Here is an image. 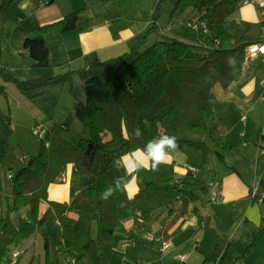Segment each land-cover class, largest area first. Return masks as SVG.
Here are the masks:
<instances>
[{
    "label": "trees",
    "instance_id": "trees-1",
    "mask_svg": "<svg viewBox=\"0 0 264 264\" xmlns=\"http://www.w3.org/2000/svg\"><path fill=\"white\" fill-rule=\"evenodd\" d=\"M158 0L151 14V27L141 36L132 50L118 57L96 60L88 67L55 74L49 62V47L45 36L76 27L80 9L63 19L45 25L32 22L30 35L24 39L23 48L30 62V77L19 79L0 69L4 81L15 83L24 91H33L51 84H73L79 76L87 92L85 103H80L76 114L87 129V134H76L66 140L62 127L56 124L47 128L37 155L26 160L12 174L13 210L18 212L28 207L26 216L16 224L10 216H0V264H9L14 247L32 242L29 264H37V246L40 229L50 215H57L61 231L57 236L54 253L75 256L81 263L89 257L94 264H105L101 242L93 237V223L102 224L113 234L121 220L138 218L150 220L152 214L164 207L178 195L187 196L193 203V212L200 217L198 201L208 195V184L196 179L194 182L178 180L174 163L161 164L158 171L140 170L128 176L121 167L117 170L113 161L122 154L143 149L151 129L159 125L162 135L172 136L179 131L201 130L206 132L216 146L231 151L234 146L224 142V137L211 127L215 118L216 96L213 87L220 83L229 87L243 72L246 49L260 38H251L248 29L231 32L227 28L228 18L243 0H176L173 13L184 12L189 7L199 9L200 29L193 31L196 41L161 34L159 24L163 3ZM18 0H3L0 13L13 8ZM204 25V26H203ZM158 38L147 47L149 36ZM71 57L81 55L71 50ZM235 58L234 68L228 59ZM71 91L74 93L73 87ZM0 92L6 86L0 83ZM140 135H126L125 126L129 117ZM177 147L192 145L191 140L178 139ZM219 160L222 157L217 152ZM7 152L0 148V167L6 162ZM74 163L76 168L95 177V182L78 192L71 202L48 199L49 186L57 182L66 165ZM130 182L135 178L137 193L130 199L127 192L117 190L107 200L101 194L110 186L115 187L116 178ZM2 179L0 169V192ZM48 205L41 211V202ZM259 203L264 221V198ZM44 237L45 263L50 262V240ZM248 246L240 256H232L228 250L226 236L218 237L217 243L201 264H213L225 260L237 262L253 249L256 242Z\"/></svg>",
    "mask_w": 264,
    "mask_h": 264
},
{
    "label": "crops",
    "instance_id": "crops-1",
    "mask_svg": "<svg viewBox=\"0 0 264 264\" xmlns=\"http://www.w3.org/2000/svg\"><path fill=\"white\" fill-rule=\"evenodd\" d=\"M141 1L143 0H18L12 11L14 20L0 18V69L5 68L6 72L8 70V73L19 79H28L31 74L30 59L23 48V42L31 34L32 22L40 25L49 24L79 9L74 29L45 36L53 72L61 74L68 70L88 67L96 60L118 57L132 50L138 39L152 25L153 9L149 8L146 16ZM2 4L3 0L0 6ZM230 23L233 25V29H229L231 32L247 28L251 38H260L264 28V6L255 5L251 0H243L228 18L227 28ZM171 36L187 42H194L197 39L195 34L184 31L181 27L172 31ZM71 50H79L81 55L71 57L69 54ZM263 80L264 62L254 58L244 63L241 77L229 87L225 88L220 83L213 87L216 96L215 118L211 120L210 125L224 137V142L232 143L234 149L225 151L222 147L216 146L206 132L193 130L196 131V140L186 139L191 140L193 144L180 147L193 149L192 153L189 150L185 152V163L182 167L178 168L173 154L171 161L168 159V163H174L178 180L194 182L198 179L209 186L218 181L220 194L215 198L211 193L201 196L197 203L200 217L193 212L192 201L187 196L178 195L169 200L164 207L156 210L148 221L138 218L119 221L114 233L107 232L108 236H104L105 239L94 235L93 223V237L101 242L105 264H121L126 259L121 256L124 254L120 250L123 248V242L127 238H132V244L126 251L131 253L144 240L142 236L146 232L160 238H170L172 260L184 264H201L212 252L220 236H226L229 240L230 254L240 256L254 242L257 232L253 249L237 264H264V221L260 205L254 202L252 197V188L255 184H259L260 189L264 190ZM0 83L7 87L4 81L0 80ZM132 126L129 127L127 121L126 135L133 134ZM153 129L146 138L148 142L153 139ZM182 132L187 131H179L172 136L177 137ZM178 139L180 138H176ZM217 152L220 153L222 161L219 160ZM189 167L197 170L190 171ZM94 182L93 175L86 174L78 170L74 163H69L58 181L49 186L48 199L71 202L78 192ZM128 189L131 196L137 193L135 178L129 182ZM47 205V201L43 200L41 211H44ZM52 215L56 216V222L59 224L57 215L54 212ZM42 228L40 232L49 236L50 234ZM60 231L61 227L58 235ZM152 246L153 248L156 246L161 252L169 249L162 250L158 243H153ZM21 251L24 254L27 252ZM45 252L40 250L39 255L45 256ZM49 254L52 264L57 257L65 259L62 255H55L52 247ZM180 254L186 255L185 261L179 258ZM42 257L38 264H46L45 258ZM172 260L170 263L165 257L157 258L152 254L148 257L147 263L141 262L175 264ZM83 263L94 264L89 257H85ZM213 264L228 262L218 260Z\"/></svg>",
    "mask_w": 264,
    "mask_h": 264
},
{
    "label": "rangeland",
    "instance_id": "rangeland-1",
    "mask_svg": "<svg viewBox=\"0 0 264 264\" xmlns=\"http://www.w3.org/2000/svg\"><path fill=\"white\" fill-rule=\"evenodd\" d=\"M157 1L158 0L141 1L146 16L148 15L147 10L149 11V8L154 10ZM175 3L176 0H167L163 3L162 17L159 22L163 28L160 30L163 35L171 36V32L180 27L184 31L193 32L188 29L187 24L199 18V9L193 7H189L184 12L173 13ZM12 11L13 8L11 7L8 11L1 12L0 18L4 17L5 19L14 20L12 19L14 18L12 17ZM228 29H233L231 23L228 25ZM157 38L158 34L152 33L149 37L148 44H145L146 47L152 44V41ZM7 72L9 71L7 70ZM0 80L4 81L2 76H0ZM4 82L7 83L6 92H0V148L7 152V158L6 162L0 167L2 179V191L0 192V216H10L13 221L18 224L20 217L26 216L28 207H23L18 212L13 210V182L11 176L23 166L28 158L39 153L42 137L35 134L34 129L37 125L42 124L47 130L51 125L56 124L57 126L62 127V134L66 140H70L76 134L86 135L87 129L78 118L76 111L80 103H85L87 92L84 89L83 80L78 75L74 77L72 85L61 83L51 84L33 91H24L13 82ZM72 87L74 93L71 91ZM131 125H133L132 133L135 134L136 126L134 125L133 116L129 117V127ZM161 132V127L157 125L153 129L152 138H158L162 135ZM195 132L196 131L182 132L176 138L196 140ZM188 150L190 153L193 152L191 147H184V149L177 147L174 151H170L168 158L169 161H171V154H173L178 163V168H181L185 163V152ZM193 163H197V161H193ZM94 226L95 236H98L101 239H105L104 236H108L107 230L102 224L94 222ZM42 229L50 234V237L48 236V238L50 243H52L51 247L54 249L58 232L60 230V225L56 222V216L50 215ZM128 239L131 240L132 238H127L126 240ZM44 242V237L41 232L36 241L38 249L36 259L37 264L40 262L42 256V258H45L44 254L42 256L39 255L40 250H45L43 246ZM147 242L151 243L144 239L138 244L137 249H134L131 253L126 252L129 249L128 246L125 247V249L124 246L123 248H120L122 253H124L121 256L126 258L121 264H142L141 261L147 263L148 257L152 254L157 258L165 257V259L169 260L171 263V251L173 249L169 248L167 251L161 252L156 246L153 248V243L148 244ZM31 243L32 242H28L25 243V245L23 244L19 247L13 248V250H19L21 252L16 264H26L30 262L31 255L28 250ZM102 247H104V245ZM102 249L108 250L107 248ZM21 250H27V252L24 254ZM64 262V258L57 257L53 264H64ZM173 262L175 264H184L176 260Z\"/></svg>",
    "mask_w": 264,
    "mask_h": 264
},
{
    "label": "clouds",
    "instance_id": "clouds-1",
    "mask_svg": "<svg viewBox=\"0 0 264 264\" xmlns=\"http://www.w3.org/2000/svg\"><path fill=\"white\" fill-rule=\"evenodd\" d=\"M229 67L234 68L235 58L228 59ZM140 129H135V135L139 136ZM176 137L169 135H161L158 138L150 140L143 149H137L131 153L122 154L114 161V167L119 170L124 169L128 176H133L140 170L158 171L161 164L168 163L170 151L177 148ZM129 182L123 177L116 178L115 187H109L102 194L101 198L107 200L115 191L120 190L127 192ZM131 199V195L129 196Z\"/></svg>",
    "mask_w": 264,
    "mask_h": 264
},
{
    "label": "built area",
    "instance_id": "built-area-1",
    "mask_svg": "<svg viewBox=\"0 0 264 264\" xmlns=\"http://www.w3.org/2000/svg\"><path fill=\"white\" fill-rule=\"evenodd\" d=\"M251 2L255 5L258 6H264V0H251ZM189 28L193 31H197L200 29L201 24L194 20L193 22H190L187 24ZM204 26V25H203ZM260 42H256L251 44L250 46L247 47L246 49V61L254 58L260 59L262 62H264V28L262 31V36L260 37ZM263 85H264V80H263ZM264 95V94H263ZM34 133L38 134L40 137H44L46 133V129L44 125H37L36 128L34 129ZM190 171H196V168H188ZM211 188V195L213 198L217 197L220 194V184L219 182H213L210 184ZM252 197L253 198H258V201L261 202L264 198V190L260 189L259 184H255L252 188ZM145 240L151 242V243H158L161 247L162 250H167L168 248L171 247L172 245V240L170 238H160L154 235L151 232H146L142 236ZM131 243V240H125L123 242V246L127 247ZM21 252L19 250H13L12 251V258L9 261V264H16L17 259L20 256ZM179 258L182 261H185L186 255L185 254H180ZM64 264H82L75 256H65V262Z\"/></svg>",
    "mask_w": 264,
    "mask_h": 264
},
{
    "label": "water",
    "instance_id": "water-1",
    "mask_svg": "<svg viewBox=\"0 0 264 264\" xmlns=\"http://www.w3.org/2000/svg\"><path fill=\"white\" fill-rule=\"evenodd\" d=\"M78 107H79V105H78Z\"/></svg>",
    "mask_w": 264,
    "mask_h": 264
}]
</instances>
